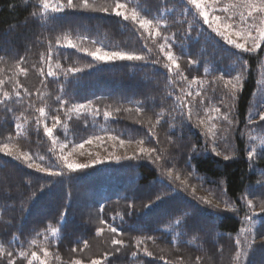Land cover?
I'll return each instance as SVG.
<instances>
[{"label": "trees", "instance_id": "obj_1", "mask_svg": "<svg viewBox=\"0 0 264 264\" xmlns=\"http://www.w3.org/2000/svg\"><path fill=\"white\" fill-rule=\"evenodd\" d=\"M242 2L207 0L209 18L231 23L230 38L252 47L251 39L235 33L251 26L258 36L264 14L242 24L239 13L247 15V9L221 10ZM74 3L44 20L41 0H0V101L4 92L12 97L0 103V264H28L32 252L47 264H264V155H247L253 147L264 149V121L253 120L264 105V46L245 52L229 44L187 0H88V8ZM117 3L126 5L128 20L113 14ZM133 11L153 20V34L131 19ZM157 21L160 36L154 34ZM165 36L171 48L166 44L161 52ZM97 48L144 59L105 63L82 50ZM168 51L179 64L172 71L164 67ZM69 68L81 71L65 74ZM50 69L55 76L47 75ZM78 104L86 110L77 113ZM57 116L49 137L45 125L52 127ZM111 137L130 143L131 151L108 155ZM97 138L105 147L76 160L89 167L67 169L62 157L70 147ZM57 142L67 147L60 150ZM141 147L155 151L141 153ZM113 239L123 244L113 245Z\"/></svg>", "mask_w": 264, "mask_h": 264}, {"label": "snow or ice", "instance_id": "obj_2", "mask_svg": "<svg viewBox=\"0 0 264 264\" xmlns=\"http://www.w3.org/2000/svg\"><path fill=\"white\" fill-rule=\"evenodd\" d=\"M214 2H217V0H214ZM187 5H191L194 6L195 9L197 10L198 14L200 17L203 18V22L205 24H208L209 27H213V31H215L218 35L224 37L225 39H227L229 44H233L236 48L238 49H242L245 52H256L258 49H260L262 46H264V27H259L257 29L258 32V36L253 37L252 36V32H251V26L247 29H241L240 31H237L235 33V35L237 36H243L245 41L247 42V40L251 39L252 40V47H247L246 43H237L235 40H232L230 38V30L232 29L233 25L231 23H224L223 25H221L220 21H221V17L217 16V15H213L211 20L209 18V10H208V3L207 0H187ZM78 5L74 3V0H67V4L64 5L62 3L59 2V0H56L55 3L50 2V0H41V4L40 7L43 10L42 13V18L44 20H49V19H53V17H49L48 13L49 12H53V13H58L61 12L65 9V7L67 8H76ZM79 7H83V8H88L89 7V3L88 0H81V3L79 5ZM126 5L123 3H117L115 5V8L112 9V12L115 16L117 17H122L124 20H128L129 16L125 13V11H123V9H125ZM229 8H244L247 9V15L244 14V12H240L239 13V18H240V22L246 23L247 20L251 17L253 19V21H255L256 17L254 16V13L256 14H264V0H261L260 3H256L255 0H243L242 3H238V4H232L229 6L224 7L223 9H221L223 12H228ZM100 10H102L103 12L107 13L108 12V8L107 7H102ZM191 10L189 9V12ZM38 13L34 12L32 13L33 16H36ZM235 15V13H234ZM131 19L133 21H138L140 28L144 29L145 31H148L149 34H153L151 32V27H153V20L152 19H141L139 18V14L136 11H133L131 13ZM229 19H232L231 17H229ZM261 24H264V18L261 19ZM254 26V25H253ZM156 31H155V35L156 36H160L161 33L159 31V28L161 27L159 21L156 22L155 26ZM221 27H223V31H221ZM229 33V35H225V33ZM163 39L165 40V44H161L159 45L161 52L164 51L165 49V45L167 44V46L169 48H171V44L168 43V41L171 39V37H163ZM68 47H73L75 48L76 45L72 43L71 40L68 41L67 43ZM83 51L87 52L88 55H90L95 61H100V62H115V61H141L144 59L143 56L141 55H137L131 52H126V51H107L104 50L103 48H97L95 51H91L88 52L87 49H82ZM151 51V50H149ZM166 57L167 60L170 62L169 64H165L164 67L166 69H168L169 71H172L173 66H175L176 68H179V64L177 63V60L174 58L173 54L171 51H168L166 53ZM43 60V57L41 58ZM49 63L51 61V55H49ZM189 63H194V61H189ZM246 63V62H245ZM87 67H92L91 64L87 65ZM56 68H60L59 63L56 64ZM22 72L26 71L25 69H21ZM81 71V69L79 68H69L65 70V74H67L68 72H79ZM41 72L43 73V70L41 69ZM47 75L49 77H53L56 75V73L54 71H52L51 69L48 71ZM184 79H187L186 77H184ZM239 79L240 77H237V83H232V96L235 97L236 95V89H237V84L239 83ZM3 81H0V84H2ZM189 83H195V81H189ZM231 83V82H230ZM17 87H20L19 84H17ZM189 95H191V93H189ZM197 95H199V93H197ZM4 96V100L0 101V103H6L9 99H11L12 97L10 96V94L8 92H4L3 93ZM15 96L17 99L20 98V92L16 91ZM59 99V97L57 98ZM177 99L179 100L180 98L177 97ZM74 110L79 113L81 110H86V106L83 104H78V105H74ZM69 111H72L71 109ZM116 111H119V109H116ZM137 111L139 112L140 109H137ZM217 112H219V109H216ZM39 112L41 115L44 114L45 110L44 108H40ZM94 114H98V113H94ZM111 114L108 112L104 113L105 118L107 119ZM260 120L264 121V113H260ZM224 119L228 121L229 124L232 123L231 120L228 119V116L225 115ZM55 123L53 124L52 127H48L47 125H45V133L49 136L52 137L53 135V129L56 127V124L60 123V119L59 117H54ZM159 123V121H157ZM251 117L249 120V123H251ZM201 124L204 123L203 120L200 121ZM17 127H19V125H17ZM216 125L213 124L212 128H215ZM209 132L212 131V129H208ZM225 133H227V129L224 130ZM99 139V138H97ZM111 139H115V137H111ZM252 139H255V137H252ZM89 143H91V141H88ZM53 143H55V141H53ZM124 141L121 140V145H123ZM141 143H143L141 141ZM261 145L264 146V140H261ZM83 145H81L82 147ZM7 145H4V150L7 152ZM139 151L141 153H150V152H154L155 149H147L144 147H141L139 149ZM163 151V150H162ZM213 152H215V154L217 156H220L222 153L217 151L216 148L214 147L212 149ZM8 155H11V152H7ZM248 158L251 159L253 156L255 155H264V149H262L261 152H257V149L255 147L251 148L248 153ZM223 158L225 160L229 159L228 155H224ZM25 159H29V157L25 156ZM62 159L64 160L65 166L67 167V169L72 170V171H76L78 169H84L89 167L88 164H78L75 161L69 162L67 157H62ZM117 159H119V157H117ZM156 159L159 160L160 156L157 155ZM97 163L99 161H96ZM29 168L32 167H36V169L39 172H46L48 171L50 175H54V176H60L62 175V172H55V171H49L48 169L44 168V167H40L39 165H33V164H29L28 165ZM169 176L172 175L171 171H169L168 173ZM176 179H179V176L176 177ZM160 197L158 196L157 199H159ZM206 203H211V201H205ZM247 204L248 206L251 208L253 207V201L251 199L247 200ZM261 213H264V203L261 204ZM246 219L251 220V217H246ZM180 221H177V224H179ZM99 231H103V229H100ZM111 231L114 233H118V229L115 227L111 228ZM58 230L53 228L52 229V235L55 236L57 234ZM237 245H240V240H236L235 242ZM112 244L113 245H122L123 241L118 240V239H113L112 240ZM85 247H87V242H84ZM82 250V249H81ZM72 251H76L75 248L72 249ZM117 251H119V249H117ZM146 251V250H145ZM149 256L152 255V253L148 252L147 253ZM7 255L9 257L12 256V253L9 252L7 253ZM21 256H26L27 254L24 252L20 253ZM49 255L48 251L45 249L44 250V256L47 257ZM133 255H135V253H133ZM239 253H237L236 259H239ZM57 259H59V257H57ZM197 261H199V257L196 258ZM33 261H39L40 264H47L46 260H41L40 256L36 253V252H32L31 253V260L28 261V264H33ZM7 264H15V261L12 259H9L7 261ZM73 264H82V261L77 259L73 262ZM90 264H101V260L99 259H93L91 260Z\"/></svg>", "mask_w": 264, "mask_h": 264}, {"label": "rangeland", "instance_id": "obj_3", "mask_svg": "<svg viewBox=\"0 0 264 264\" xmlns=\"http://www.w3.org/2000/svg\"><path fill=\"white\" fill-rule=\"evenodd\" d=\"M262 109L263 110L256 112V117H254L253 119L254 121H257L258 119H260V115H259L260 113H264V105ZM103 142H104L103 139H99L97 141H93L89 145L73 144L65 155L69 158L68 160L69 162H72V161L76 162L77 159L84 160L82 159L83 157L86 158L87 154H89L91 151L96 150L95 146L105 147L103 146L104 145ZM81 145L83 146L81 147ZM57 146L59 147L60 150H64L65 147H67V143L57 142ZM100 147L98 148V150L102 149ZM131 148H132V145L130 143L124 142L123 145H121L120 140L111 139L109 141V148H108L109 151L107 154L108 155L116 154L117 156H120L122 154H128L131 151ZM252 208H253V211L256 212V207L253 206ZM250 226H251L250 224H247L245 228L243 229V231L247 232L250 229Z\"/></svg>", "mask_w": 264, "mask_h": 264}]
</instances>
